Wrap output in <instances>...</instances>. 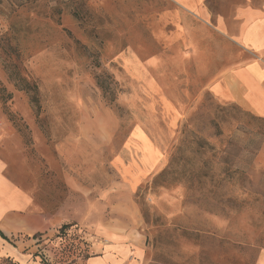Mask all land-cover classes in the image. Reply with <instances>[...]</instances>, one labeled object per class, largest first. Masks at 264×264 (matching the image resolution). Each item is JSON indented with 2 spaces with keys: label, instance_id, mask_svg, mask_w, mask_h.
<instances>
[{
  "label": "rangeland",
  "instance_id": "374dc122",
  "mask_svg": "<svg viewBox=\"0 0 264 264\" xmlns=\"http://www.w3.org/2000/svg\"><path fill=\"white\" fill-rule=\"evenodd\" d=\"M215 19L172 0H0L3 173L38 185L45 205L57 143L102 140L109 123L119 128L98 167L79 154L84 173L130 180L145 154L149 166L134 219L70 211L35 233L0 222V264H97L108 230L125 247L111 264H264V118L210 89L230 61L251 58Z\"/></svg>",
  "mask_w": 264,
  "mask_h": 264
},
{
  "label": "crops",
  "instance_id": "0c3cea01",
  "mask_svg": "<svg viewBox=\"0 0 264 264\" xmlns=\"http://www.w3.org/2000/svg\"><path fill=\"white\" fill-rule=\"evenodd\" d=\"M172 1L186 11L196 12L201 16L216 14L218 30L231 37L249 53V60H242L240 63L230 61L227 69L220 71L213 79L210 89L218 99L236 104L257 118H264V0H219L220 7L226 11L223 14L211 12L208 0ZM118 128L119 125L107 124L103 139L91 138L90 144L86 146L74 137L67 142L57 143L56 158H53L56 170H50V176L44 181L45 205L37 200L42 197L38 185H30L27 191L3 173L5 164L0 157V222L3 226L9 231L23 227L34 233L51 231L62 225L70 211H97L108 208L124 209V215L134 219L138 204L133 196V186L138 184L143 176H147L149 166L146 164V154L143 158L145 162L139 160L137 168L133 167L135 171L130 180H127L124 169L117 172L112 179L108 180L104 176L99 182L96 178L98 175L89 171H86L89 174H85L84 167L79 166V154L83 153L82 149L86 147V168L90 171L93 167L97 168L101 156L113 143ZM146 142L144 137L138 138L137 146L140 147L141 144L144 148ZM149 143L147 142L148 145ZM146 153L150 161L157 158V152L153 148L151 153L150 146ZM36 165L40 166L38 162ZM49 165L50 163L47 164ZM47 166L43 164V169ZM70 196L76 199L82 197L83 203L71 202ZM108 233L110 242L103 245L104 253L95 261L97 264H111L112 260H118L115 254H124L125 247L118 243L120 235L111 230H108Z\"/></svg>",
  "mask_w": 264,
  "mask_h": 264
},
{
  "label": "trees",
  "instance_id": "16d2710c",
  "mask_svg": "<svg viewBox=\"0 0 264 264\" xmlns=\"http://www.w3.org/2000/svg\"><path fill=\"white\" fill-rule=\"evenodd\" d=\"M62 228H63V227H62ZM0 236H2L4 239H7L6 234H4L1 230H0ZM9 264H20V263H19V262H17V263L11 262V263H9Z\"/></svg>",
  "mask_w": 264,
  "mask_h": 264
}]
</instances>
